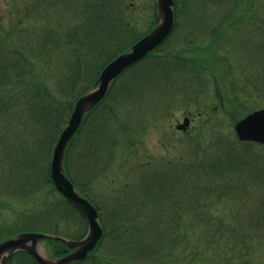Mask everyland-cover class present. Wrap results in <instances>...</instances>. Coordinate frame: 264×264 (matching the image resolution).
Masks as SVG:
<instances>
[{
  "label": "rangeland",
  "instance_id": "rangeland-1",
  "mask_svg": "<svg viewBox=\"0 0 264 264\" xmlns=\"http://www.w3.org/2000/svg\"><path fill=\"white\" fill-rule=\"evenodd\" d=\"M186 1L184 3H187L188 8L186 12L181 13L186 14L187 21L192 19V25L205 27L213 25L214 33L219 36L223 31H227L224 39H220L222 44L227 40V47L218 50L214 59L209 58L210 55L201 56V47H205L203 42V44L199 43L200 48L195 50L184 47L179 49L185 52L183 53L185 56L196 59L195 63L199 66L197 72H201L207 92L198 93L200 86L193 84V81L188 78L195 79L193 74L187 76L172 70L168 72L169 78L164 79L160 76L157 67L167 59L166 57L160 59L155 74L150 79L145 81L140 79L143 70L149 69L154 61L153 58H149L123 75L107 100L113 104L120 119L130 127L134 128L138 123L140 126L143 125L138 121V117L147 121L143 127L138 126L140 129L131 134L132 139H135L137 143L133 141L134 144L128 149L119 147L121 142L117 143L116 147L111 146L113 149L108 148L114 142L112 140L124 137L117 126L116 118L111 116L110 125H114L115 128L110 130L107 127L104 131L99 130L98 144L95 145V149L88 148L89 152L85 148L86 151L83 153L88 152V156L84 160L78 161L81 148L90 145L89 125L82 133V137L80 136L70 156L77 181L86 186V191L101 206L102 224L107 232L97 251V256L99 260L104 261L103 264H147L143 261H149L151 264L157 262L158 264H189L191 253L194 254V252H197V256H204L195 264H228V261L220 254V247L217 250L216 247L219 245L216 241L209 240L211 235L207 232V228H211L212 232L221 220L232 225L231 223L235 221L232 218L233 213L236 214L242 206L246 211L251 209L253 199L263 195L262 179L253 180V174L251 175L248 171L242 175L238 173L239 171L236 173L228 171L222 176L216 175L218 178L195 174L194 178L197 180L190 181L184 177L186 172L181 164L188 161L191 148L197 149L200 155L205 154L214 159L224 157L229 144L234 143L236 135L230 112L239 109L235 115H239L238 118H240L252 110L264 107V91H258L260 88L264 89V0ZM34 2L36 0H0V38L4 35L6 38L8 34L12 37L14 33L21 39L26 38L24 40L36 49L34 52L30 48L32 53H29V56L33 58V64H30L28 68L25 81L18 82V86L28 83L36 89L41 82L48 86L51 96L69 102L75 95L73 91H70L71 85L68 79L72 74V65L78 67L81 73L92 75L107 55L92 53V49L89 53L90 57L86 55L84 58L85 54L82 53L83 60L77 63V56L69 49L65 50V56H71L68 57L66 64H62L59 58L63 52L59 48L63 46V40L70 35L69 32L74 30L76 21L70 15L57 11L56 3L49 5L51 7L46 9V13L39 12L40 16L33 13L31 18L26 20L27 15L24 13L28 6L33 11L40 10L33 7ZM127 3L129 5L127 15L134 29L144 32L154 19L155 0H128ZM37 4L42 5L38 0ZM191 15H195V18H190ZM22 17L23 20H21ZM237 18L240 21L236 25L237 28L233 29L229 21ZM223 19L225 20L220 23ZM51 28L56 32L50 33V37L57 40L50 41L47 38L46 47L49 51L45 49V53L41 55L39 49L42 45H35L34 41L36 38L40 39L42 33H44L42 41L46 39ZM197 34L202 37L199 27H197ZM251 39H255L252 47L257 46L253 51L254 55L251 44L247 45V41L250 43ZM207 43L209 44V41ZM184 45V42L171 38L161 51L165 54L170 49L178 50V47ZM50 47H53L51 52ZM69 47L72 52L83 49L78 41L72 42ZM211 47L209 49H212ZM259 49L263 60H261ZM1 54H3L2 51ZM39 54L47 58L45 64L41 61ZM3 57L1 59L5 60ZM178 70L188 71L187 67H179ZM134 79H137V82L133 83ZM189 80L192 82L191 86L195 87L194 90L191 88L192 91L186 90ZM131 82L132 85L129 86ZM184 82H186L185 85ZM13 85L1 87L4 91L3 95L11 97H1L3 101L10 104L0 107L3 109L0 110V226H14L19 213L28 212L30 215H37L43 210H48L55 212L57 218L61 214L59 231L69 233L72 238H75L83 233V221L78 217L70 218L67 214H63V211L59 209L62 205L60 195L56 191L46 194L51 189L50 185H46L47 192L44 193L45 196L42 195L47 204L42 203L43 198L39 195L28 198L30 200L25 197L31 195L28 184H26V195L13 192L12 196L11 190L2 187L4 179L9 181L11 178V182L20 185L26 182L31 171L24 166V163L29 161V158L32 161L37 160L41 154L40 150L43 154L47 151V147L42 144L44 130L42 123L39 117L36 118L33 114L34 110L27 102V93L22 87V92L20 90L14 95ZM232 99H235L239 106H236ZM232 104L236 108H232L230 106ZM229 106L230 109H225ZM101 110L103 107L99 111ZM99 111L93 117H99L101 115ZM187 111L193 114L202 112V114L191 123L190 133L179 134L175 125L183 121ZM209 118L219 119L218 125L222 127L214 129L209 124L204 127ZM98 121L99 119L94 122V125L100 124ZM51 127L49 132L55 134L56 127H53V124ZM167 133L170 135L169 142L165 137ZM44 143L49 142L45 140ZM260 148H263L261 152L264 151V147ZM46 154L47 158L43 164L47 168L49 153ZM183 154H188L185 159H182ZM171 170L178 172L175 179L170 177ZM5 171L9 175L11 172L13 178L6 175ZM152 171L154 172L151 173ZM36 179L35 176L34 180ZM34 180L32 181L35 182ZM163 180H169L174 185L167 186ZM155 181H159V188L157 186L158 189L148 190L147 186ZM192 183L207 186L208 191H203L200 196L199 191H195L194 199L188 205L184 195L192 193L189 190ZM259 184L261 185L258 186ZM213 185L217 186V189L214 190ZM244 188H247L246 192ZM251 189H254L253 193ZM222 190H224L223 193L219 194ZM156 192H158L157 195H155ZM173 194H176L177 201H173L172 205ZM183 204L187 206L183 207ZM188 206L192 210L191 213ZM181 212H184L183 216ZM41 230L57 231L54 226L31 222L26 218L22 221L20 228H16L11 233H3L2 238L19 231ZM217 232L222 243V229ZM232 234L237 235V232L234 231ZM201 235L209 241L205 242L204 238L201 239ZM233 241L241 243L242 240L234 238ZM255 244H258L262 251L257 258L264 264V234ZM39 248L44 256L53 258V249L48 242L42 241ZM185 252H189L188 255L184 254ZM206 255L207 258H205ZM213 256L214 260H212ZM95 259L87 264L94 262Z\"/></svg>",
  "mask_w": 264,
  "mask_h": 264
},
{
  "label": "trees",
  "instance_id": "trees-1",
  "mask_svg": "<svg viewBox=\"0 0 264 264\" xmlns=\"http://www.w3.org/2000/svg\"><path fill=\"white\" fill-rule=\"evenodd\" d=\"M128 0H52L49 2H44V0H38V2H41L42 5L37 4L36 2L33 3L34 8H40L38 11H33V9H30L28 6L26 8V11L24 14L27 15V19L31 18V14H41L46 13V9L48 7H51L49 5L51 4H57L60 9L64 10V12L69 11L71 14V17L76 18V23L74 24V30L69 32V36H67L63 40V44L66 48H69L70 44L74 41H78L81 47L83 49H86L85 56L90 57V50H92V53L107 55L106 59L98 65V67L93 72V82L99 75L101 69L115 56H117L119 53L127 50L130 48V46L139 39L142 34L139 32H133L134 26L132 24L131 19H129L127 15L128 10ZM53 2V3H51ZM187 7V6H186ZM42 10V11H41ZM48 12V10H47ZM40 16V15H39ZM34 17V16H33ZM24 18L22 17L21 20ZM235 20V21H234ZM240 19H233L232 21H229L231 27L239 23ZM22 25V24H19ZM220 29V28H219ZM217 29V31L219 30ZM52 30V31H51ZM56 30L53 28L50 29L48 36L46 39H43V34H41V38H36L34 42L35 45H42L39 49V52H42L43 48L47 49L46 43H48L47 38L51 40H57V38L50 37V33H55ZM14 37V39H13ZM50 37V38H49ZM26 38H20L17 37L14 33L12 34V37L10 34L7 35L5 38V35L3 38H0V47L3 54H1L0 51V107L2 106H8L10 104L7 101H3L1 97H11L10 95H3L4 91L2 85L9 86L13 85L12 90L13 94H18L22 87L24 88V92L27 93V102L30 104V108L34 110V113L36 118L39 117L40 122L42 123L43 129L45 131H48V129L52 126H55L57 129V132L55 134V137H57L60 133V131L63 128V125L67 121V117H63L64 110L69 107L71 110L75 100L83 93L85 92L92 83L88 84L85 89L80 91L79 94L75 97L73 101L67 102L60 100L57 97L51 96V91L48 88V86H45L43 83H38V87L35 89L34 86L29 85L28 83H25V85L18 86V82H24L25 78L27 76L28 68L30 67V64H33V58L29 56V53H32L30 48L34 50L35 48L31 46V43H28L27 40H24ZM76 45H78L76 43ZM46 47V48H45ZM53 47H50V51ZM63 49V48H62ZM64 50V49H63ZM151 55H154L151 54ZM150 55V56H151ZM5 60H2L1 57ZM80 74V73H79ZM144 76V75H143ZM9 79V80H7ZM72 80V86L75 87L80 79V76L76 74L75 76L71 77ZM10 81V82H9ZM258 91H262L258 89ZM234 101V100H233ZM234 103V102H233ZM0 110H3L1 109ZM111 111L115 116H117V112L115 111L114 107H110ZM96 110V108H95ZM93 110L90 112L83 123V126L81 130L78 132V134L75 136V138L72 140L68 152L66 155V168L68 173H71V165H70V153L74 146H76V142L78 137L81 135L83 129L86 126V123L90 117V115L95 111ZM237 141V140H236ZM245 148L242 150H236V153L234 154V158L231 159L229 162L227 161V164H236V160H241L240 163L237 165H240V170H243L246 168L254 170L257 174L261 173V169H259L258 164H255L258 162L259 156L256 152L253 151L252 158L255 160V163H252L250 160V154H247L245 152L246 150H252L250 144L251 143H244ZM251 153V152H250ZM201 161V159H199ZM195 161L193 158L190 159V163L188 164L189 170H192L194 168V171L197 169H200L204 172V174L207 176L210 171L214 172L215 169L222 170L226 167H231V165H226V167L217 166L215 162L211 161ZM210 162V163H209ZM25 166L29 167L30 164H24ZM236 165V166H237ZM244 166V167H241ZM248 166V167H247ZM215 168V169H214ZM208 171V174L205 172ZM253 171V172H254ZM219 173L218 175H220ZM217 177V176H216ZM208 178H211L210 175H208ZM31 179L29 178L26 182H24L20 187L25 189L24 186L28 184V187L31 185L33 187V191H38V189L41 187L42 184L45 183H52V179L50 176V171L48 169L47 175L43 178L38 180L34 184H29ZM194 184V183H192ZM20 185V184H19ZM19 187V188H20ZM264 190V186H263ZM25 191V190H24ZM199 195V193H198ZM193 196H195V192H193ZM192 196V197H193ZM200 196V195H199ZM63 199V198H62ZM205 199V198H204ZM64 203L69 204L68 201L63 199ZM68 202V203H67ZM71 205V204H70ZM190 209V207H189ZM192 210L190 209V213ZM184 215V212H181V216ZM194 216V215H193ZM234 225V226H232ZM227 224L223 221L218 223L216 229H214L211 232V228H207V232L210 233L211 237L209 240L213 239V242L216 241L217 250H219L220 247V254L228 261V264H262L258 259V255L262 252L261 248H259L258 244H255L256 241L258 243V240L262 238L264 234V191L262 196H257L252 201V208L247 211V214L245 216V219H241L237 224ZM222 229L221 234V241L222 243H218V230ZM205 231V229H204ZM236 231L237 235H233L232 233ZM240 234V235H238ZM233 237V238H232ZM203 238V235H201V239ZM237 238V240H242L241 243L237 241V243H234L233 239ZM208 239V238H207ZM255 239L254 241H252ZM208 240V241H209ZM250 240V242H249ZM57 247L65 248V246L61 243H58L56 245ZM63 253L64 251L61 250ZM22 254V253H21ZM192 254V253H191ZM20 256V254H17ZM194 258L191 259L190 264H195L198 262L199 259H203L204 256L199 255L197 256V252L192 254ZM208 255V254H207ZM207 255L205 258H207ZM214 256L212 257V260H214ZM211 260V261H212ZM13 261H11V264ZM18 264H24L23 258H19V260L16 262Z\"/></svg>",
  "mask_w": 264,
  "mask_h": 264
},
{
  "label": "water",
  "instance_id": "water-1",
  "mask_svg": "<svg viewBox=\"0 0 264 264\" xmlns=\"http://www.w3.org/2000/svg\"><path fill=\"white\" fill-rule=\"evenodd\" d=\"M158 15L155 28L136 44L132 49L112 60L102 71L95 88L82 96L76 103L68 125L61 134L55 148L52 161V176L58 188L72 200L85 214L90 224L88 236L82 241H69L59 237H51L40 233H23L0 244V264H8L10 256L19 249H25L35 256L40 264H68L86 256L98 243L103 229L98 220V211L85 197L74 188L64 173L63 159L66 147L80 127L85 114L97 105L107 94L112 81L127 67L144 58L157 47L172 31L174 27V0H157ZM187 123V122H186ZM185 126V124L183 125ZM237 131L242 139L264 141V109L257 111L241 120ZM42 238L60 239L69 246H79V249L56 261L42 256L37 250V241ZM31 243L28 245V243Z\"/></svg>",
  "mask_w": 264,
  "mask_h": 264
}]
</instances>
